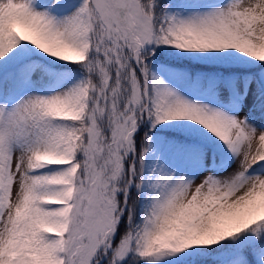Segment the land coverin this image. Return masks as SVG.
<instances>
[{
    "label": "snow or ice",
    "instance_id": "obj_1",
    "mask_svg": "<svg viewBox=\"0 0 264 264\" xmlns=\"http://www.w3.org/2000/svg\"><path fill=\"white\" fill-rule=\"evenodd\" d=\"M0 264H264V0H0Z\"/></svg>",
    "mask_w": 264,
    "mask_h": 264
}]
</instances>
